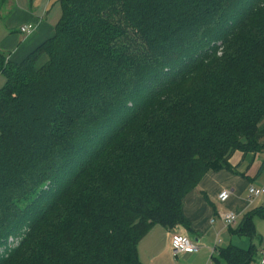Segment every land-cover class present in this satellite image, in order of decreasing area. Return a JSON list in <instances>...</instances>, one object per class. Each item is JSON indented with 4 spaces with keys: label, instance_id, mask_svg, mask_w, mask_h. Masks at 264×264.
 Returning a JSON list of instances; mask_svg holds the SVG:
<instances>
[{
    "label": "trees",
    "instance_id": "1",
    "mask_svg": "<svg viewBox=\"0 0 264 264\" xmlns=\"http://www.w3.org/2000/svg\"><path fill=\"white\" fill-rule=\"evenodd\" d=\"M59 2L52 36L0 51V264H142L208 171L264 155V0Z\"/></svg>",
    "mask_w": 264,
    "mask_h": 264
},
{
    "label": "crops",
    "instance_id": "2",
    "mask_svg": "<svg viewBox=\"0 0 264 264\" xmlns=\"http://www.w3.org/2000/svg\"><path fill=\"white\" fill-rule=\"evenodd\" d=\"M56 1L59 0H48L40 14L33 9L32 2L24 8L19 1H15V5H12L13 9L8 13L10 16L6 15L4 20L0 19V51L5 53L9 59L20 61L39 43L52 36L59 20L49 21L48 13L54 5L52 3ZM6 7L5 5L3 8ZM17 23H21L19 29L15 27ZM22 25L31 27V32L22 33ZM263 157L262 154L244 156L242 152H239L235 161L230 160L236 169L219 170L224 172L208 171L182 199V214L187 223L176 225L173 228L155 225L138 242L137 252L141 263L225 264L220 255L221 249L233 245L249 250L243 247V243H247L246 237H250L251 242L253 239L255 242L259 239L262 243L264 217L253 216V234L247 235L240 230L246 215L264 206V194L252 202L248 201V189L251 186H264V170L259 171ZM223 189L229 190L230 196L227 201L220 202L222 205L219 207L217 196ZM230 211L237 215V220L232 225L226 226L221 214ZM177 232L199 243V249L194 253L174 256L171 250V234ZM240 237L242 240L239 239ZM255 242L250 247L255 250L253 260L259 251V262L264 264L262 257L264 247H255L257 244Z\"/></svg>",
    "mask_w": 264,
    "mask_h": 264
},
{
    "label": "built area",
    "instance_id": "3",
    "mask_svg": "<svg viewBox=\"0 0 264 264\" xmlns=\"http://www.w3.org/2000/svg\"><path fill=\"white\" fill-rule=\"evenodd\" d=\"M31 27L29 26H23L21 28L22 33H30ZM264 194V186L263 187H256L251 186L248 189V201L252 202L256 198L262 196ZM230 196V191L227 189H223L219 192L217 198L219 202H225L228 200ZM222 219L226 226H230L237 220V215L230 211V212H224L221 214ZM199 249V243H196L194 240L190 239L188 236L182 233H172L171 234V250L174 256L178 254L183 253H194ZM215 251V250H213ZM262 257L264 260V250L262 251Z\"/></svg>",
    "mask_w": 264,
    "mask_h": 264
},
{
    "label": "rangeland",
    "instance_id": "4",
    "mask_svg": "<svg viewBox=\"0 0 264 264\" xmlns=\"http://www.w3.org/2000/svg\"><path fill=\"white\" fill-rule=\"evenodd\" d=\"M15 1H19L24 8H27L30 4V2H32V6L33 9L37 12V13H41L43 10L44 5L46 4V2L48 0H0V19L5 18V16L7 15L8 17L10 16L8 13L13 9L12 5H15ZM54 4V5H53ZM7 6L6 8H3L4 6ZM53 6H51V10L48 13V20L49 21H56L57 19L59 20L60 16H61V5L59 1H56L55 3H52ZM17 26V28L19 29L21 26V23H17L15 25V27ZM23 26V25H22ZM5 82V77L3 75H0V87L4 84ZM239 155V152H237L236 154H234V156L232 157V160H236L237 156ZM219 172H224V171H219ZM216 174H222V173H216ZM220 202L218 204L219 207H221ZM264 236V235H263ZM240 240H242V237L239 238ZM247 239V243H243V247H245L246 249H250V247H252L253 243L255 242V239H253V241L251 242V238L250 237H246ZM244 238V240H246ZM256 246L255 247H259L262 246L264 247V237H263V242L261 243L258 240H256ZM252 264H260L259 262V251L256 253V256L252 262Z\"/></svg>",
    "mask_w": 264,
    "mask_h": 264
}]
</instances>
